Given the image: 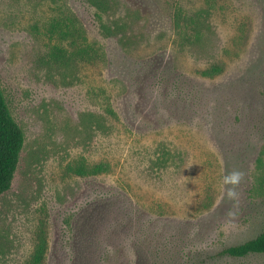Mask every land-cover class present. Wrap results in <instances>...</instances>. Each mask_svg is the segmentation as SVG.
Segmentation results:
<instances>
[{"label": "rangeland", "instance_id": "obj_1", "mask_svg": "<svg viewBox=\"0 0 264 264\" xmlns=\"http://www.w3.org/2000/svg\"><path fill=\"white\" fill-rule=\"evenodd\" d=\"M0 87V264H264V0H0Z\"/></svg>", "mask_w": 264, "mask_h": 264}, {"label": "trees", "instance_id": "obj_2", "mask_svg": "<svg viewBox=\"0 0 264 264\" xmlns=\"http://www.w3.org/2000/svg\"><path fill=\"white\" fill-rule=\"evenodd\" d=\"M215 70L207 71L205 76H211ZM24 142V135L10 114L8 105L0 87V195L6 192L11 185L16 170L19 153ZM80 175H96L106 169L102 165L93 166L90 170L83 166L78 167ZM229 257L242 259L249 255L264 254V225L260 233L250 240L241 244L228 247L221 252ZM43 256V245H37L32 257L31 264H40Z\"/></svg>", "mask_w": 264, "mask_h": 264}, {"label": "clouds", "instance_id": "obj_3", "mask_svg": "<svg viewBox=\"0 0 264 264\" xmlns=\"http://www.w3.org/2000/svg\"><path fill=\"white\" fill-rule=\"evenodd\" d=\"M241 178V173L238 171H233L230 172L228 175H226L223 179L224 184H231V185H236ZM228 196L229 197H234L235 192L232 189L228 190Z\"/></svg>", "mask_w": 264, "mask_h": 264}]
</instances>
